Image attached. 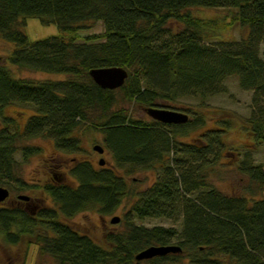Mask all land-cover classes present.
I'll list each match as a JSON object with an SVG mask.
<instances>
[{
    "label": "trees",
    "instance_id": "obj_1",
    "mask_svg": "<svg viewBox=\"0 0 264 264\" xmlns=\"http://www.w3.org/2000/svg\"><path fill=\"white\" fill-rule=\"evenodd\" d=\"M195 6L236 8L246 35L218 38V21L194 15L189 8ZM26 17L54 22L61 34L30 40L21 30ZM96 21L102 22V33L77 36ZM0 38L12 44L6 61L16 68L66 75L32 81L15 77L0 64V185L13 191L39 189L57 206L31 214L22 206L1 203L0 232L8 242L33 236L38 254L57 264H140L135 260L140 250L174 243L180 251L145 261L264 264V197L256 198L264 189V168L245 156L238 166L248 178L243 193H223L207 180L205 156L222 145L224 128L210 131L203 144L183 143L177 140L186 132L180 127L194 124L192 119L183 124L145 122L132 118L125 107L160 106L158 101L188 97L203 106L208 97L225 90L227 76L235 75L242 88L253 91V111L242 129L263 142L264 0H0ZM111 65L125 67L127 78L116 89L101 88L89 70ZM11 103L30 104L34 110L22 130L15 126L11 131L13 119L3 114ZM204 117L202 113L196 121L203 124ZM82 128L103 133L115 167L125 174L154 168L160 170L157 179L138 191L117 168H95L84 160L73 163L70 183L52 174L56 179L38 186L17 174L14 155L27 158L40 151L19 145L21 140L49 138L56 149L76 152L80 140L74 134ZM126 196L133 200L123 229L107 232L108 247L70 222L89 208L112 213ZM133 217L180 220L181 227H147Z\"/></svg>",
    "mask_w": 264,
    "mask_h": 264
},
{
    "label": "rangeland",
    "instance_id": "obj_2",
    "mask_svg": "<svg viewBox=\"0 0 264 264\" xmlns=\"http://www.w3.org/2000/svg\"><path fill=\"white\" fill-rule=\"evenodd\" d=\"M189 10L196 16L218 21L215 26H220L218 38L227 40H239L247 33V27H243L236 20V8L223 7H201L195 6ZM214 28V27H213ZM21 30L30 40L43 39L49 36L60 35L61 31L54 22L43 23L36 17H26L25 24ZM104 26L102 22L96 21L87 28L79 29L77 36L83 38L86 35L102 33ZM80 41V40H78ZM212 41H218L213 39ZM12 44L0 38V64L7 67L11 73L18 78L29 79L32 81H43L46 79H64L66 75L47 73L44 71L20 70L6 61L7 54L10 53ZM262 52V46L260 53ZM225 90L208 97L203 106H199V99L188 97L182 98L177 102L167 103L158 101L160 107L171 106L175 110L183 111L188 114L194 124L180 127L186 131L184 135L178 136L177 140L183 143L203 144L208 139V133L213 130L224 128L221 135L222 145L215 146L210 154L205 156L207 167L208 182L226 194L243 193V187L248 184V178L238 170L241 160L247 156V160L253 165H261L264 168V141H256L252 135L242 129L243 122L251 116L253 111L252 97L253 91L244 89L240 86L237 76L229 75L224 81ZM162 105V106H161ZM128 112L132 118L149 122L151 118L144 112L143 107L137 104H127ZM187 110V111H186ZM3 114L13 119V127L22 130L29 115L34 113L30 104L11 103L2 109ZM204 113V122L196 121L200 114ZM221 121H224L223 123ZM2 123H0V127ZM196 126V127H194ZM211 133V132H210ZM80 140V150L76 152H65L55 148L53 141L49 138L35 137L23 139L19 145L38 146L40 151L36 154L23 158L20 152L14 156L17 164V174L28 184L42 185L46 179L58 178L60 182L70 183V168L77 160L88 161L95 168L109 166L117 168L123 175L130 187L136 190H145L157 179L160 174L159 169H138L133 173L125 174L120 167H115L114 160L110 152L106 149L103 141V133L99 130L82 128L74 134ZM202 141V142H201ZM98 144L105 149L103 153L94 150L93 146ZM103 159V164H99V159ZM215 158V159H214ZM52 174H55L52 175ZM55 178V179H56ZM2 186V185H1ZM37 189V188H34ZM10 195L3 202L6 205H19L30 212L36 213L41 207L55 208L57 206L51 198L41 190H22L13 191L9 189ZM19 194L30 196V200L17 204L14 200ZM264 197V189L256 198ZM132 196L124 197L116 210L112 213L103 214L95 208L79 211L70 218L73 227L80 233L89 235L96 244L108 247L105 236L110 231H120L123 229L122 219L129 211ZM117 216L118 221L112 223V217ZM136 223L147 227L153 225L172 226L180 229L179 221H171L165 217H144L138 219L133 217ZM15 230V228H12ZM186 261V259H185ZM187 262V261H186ZM0 264H57L50 256H40L38 246L35 244L34 237L24 236L18 243H10L5 239V235L0 232ZM140 264H150L141 260ZM188 264V263H185Z\"/></svg>",
    "mask_w": 264,
    "mask_h": 264
},
{
    "label": "water",
    "instance_id": "obj_3",
    "mask_svg": "<svg viewBox=\"0 0 264 264\" xmlns=\"http://www.w3.org/2000/svg\"><path fill=\"white\" fill-rule=\"evenodd\" d=\"M89 75L92 80L101 88L104 89H116L120 87L125 79L127 78V69L119 65L111 66H100L93 67L89 70ZM144 112L152 119L166 123V124H182L187 122L188 114L183 111L174 110L166 107L157 106H146L143 107ZM94 150L99 153L103 152V147L95 144L93 146ZM99 164H103V159H99ZM9 196V190L5 186L0 185V203L4 202ZM18 199L27 201L29 196L25 194H19ZM112 223L118 221V217L114 216L110 220ZM181 248L177 244H167V245H149L144 249L140 250L135 255L136 261L147 260L155 256L166 255L168 253H175L180 251Z\"/></svg>",
    "mask_w": 264,
    "mask_h": 264
},
{
    "label": "flooded vegetation",
    "instance_id": "obj_4",
    "mask_svg": "<svg viewBox=\"0 0 264 264\" xmlns=\"http://www.w3.org/2000/svg\"><path fill=\"white\" fill-rule=\"evenodd\" d=\"M31 199V198H30ZM16 202H17V204H20V203H23V202H27V201H22V200H18V199H14ZM17 206H19V205H17ZM21 207V206H20ZM26 209V208H25ZM28 211V210H27ZM29 213H31V214H34V212L32 211V212H30V211H28Z\"/></svg>",
    "mask_w": 264,
    "mask_h": 264
}]
</instances>
